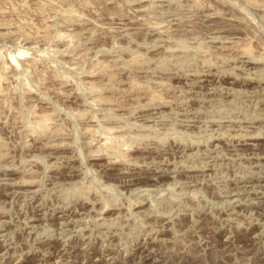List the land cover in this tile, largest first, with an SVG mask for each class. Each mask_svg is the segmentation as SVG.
<instances>
[{
	"label": "rangeland",
	"instance_id": "obj_1",
	"mask_svg": "<svg viewBox=\"0 0 264 264\" xmlns=\"http://www.w3.org/2000/svg\"><path fill=\"white\" fill-rule=\"evenodd\" d=\"M0 264H264V0H0Z\"/></svg>",
	"mask_w": 264,
	"mask_h": 264
},
{
	"label": "bare ground",
	"instance_id": "obj_2",
	"mask_svg": "<svg viewBox=\"0 0 264 264\" xmlns=\"http://www.w3.org/2000/svg\"><path fill=\"white\" fill-rule=\"evenodd\" d=\"M20 56H22V54L20 55ZM23 57V56H22ZM257 61V60H256ZM121 108V107H120ZM47 123V122H46ZM257 134V133H256ZM255 135V134H254ZM116 139V138H115ZM111 142V141H110ZM110 146V145H109ZM195 171V170H194Z\"/></svg>",
	"mask_w": 264,
	"mask_h": 264
}]
</instances>
